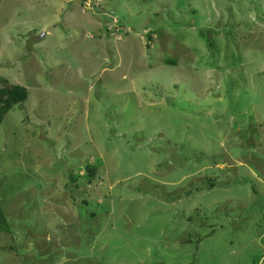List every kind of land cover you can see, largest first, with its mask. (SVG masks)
I'll return each instance as SVG.
<instances>
[{
	"label": "rangeland",
	"instance_id": "374dc122",
	"mask_svg": "<svg viewBox=\"0 0 264 264\" xmlns=\"http://www.w3.org/2000/svg\"><path fill=\"white\" fill-rule=\"evenodd\" d=\"M0 79V264H264V0H0Z\"/></svg>",
	"mask_w": 264,
	"mask_h": 264
},
{
	"label": "trees",
	"instance_id": "16d2710c",
	"mask_svg": "<svg viewBox=\"0 0 264 264\" xmlns=\"http://www.w3.org/2000/svg\"><path fill=\"white\" fill-rule=\"evenodd\" d=\"M28 92L25 88L9 87L8 81L0 79V125L4 123L5 117L15 108H19L28 100ZM219 105V103H218ZM88 182L91 184L97 176V168L88 166ZM248 182V181H246ZM0 232L11 233L10 225L0 205Z\"/></svg>",
	"mask_w": 264,
	"mask_h": 264
}]
</instances>
